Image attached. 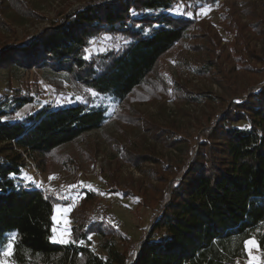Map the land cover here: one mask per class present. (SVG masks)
Returning <instances> with one entry per match:
<instances>
[{"label": "trees", "instance_id": "1", "mask_svg": "<svg viewBox=\"0 0 264 264\" xmlns=\"http://www.w3.org/2000/svg\"><path fill=\"white\" fill-rule=\"evenodd\" d=\"M181 1L198 8L217 0L84 5L32 38L18 44L8 41L0 47V65H50L121 104L193 26V19L171 12ZM101 32L121 34L131 43L99 60L85 59L86 47ZM29 102L24 96L0 100V245L15 235V264H235L247 256L243 241L249 237H255L264 252V84L230 103L215 128L201 132L200 149L181 179L171 184L152 226L124 248L105 217L84 225L76 222L70 239L77 243L54 242L53 215L60 200L23 177L25 155L44 159L103 127L106 109L80 102L8 119ZM242 120L245 127L234 125ZM92 233L101 238L99 249L86 239Z\"/></svg>", "mask_w": 264, "mask_h": 264}, {"label": "rangeland", "instance_id": "2", "mask_svg": "<svg viewBox=\"0 0 264 264\" xmlns=\"http://www.w3.org/2000/svg\"><path fill=\"white\" fill-rule=\"evenodd\" d=\"M100 1L107 0H0V47L32 38L72 10ZM201 8L210 11L201 14ZM171 12L192 13L185 16L193 19V26L121 104L106 94L93 98L87 91L92 88L50 65H0V100H32L8 117L12 121L44 107L80 102L107 111L103 127L44 159L25 156L24 180L60 200L53 215L56 240L70 238L76 222L105 217L107 228L117 229L120 247L138 241L152 226L171 184L181 179L200 149L201 132L214 129L230 103L264 84V0H217L198 8L181 1ZM121 37L98 33L86 49L99 60L125 49ZM234 125L247 124L242 120ZM90 236L99 249L101 238ZM14 238L8 236L4 247ZM253 257L264 262V252L254 248L235 264H248Z\"/></svg>", "mask_w": 264, "mask_h": 264}, {"label": "snow or ice", "instance_id": "3", "mask_svg": "<svg viewBox=\"0 0 264 264\" xmlns=\"http://www.w3.org/2000/svg\"><path fill=\"white\" fill-rule=\"evenodd\" d=\"M133 11V15H137V13ZM201 14H207L208 11H210V8L205 9V8H201L200 9ZM183 15H192V13L190 12H184L181 13ZM138 27H142L140 25H138ZM150 30V29H149ZM108 39H112L111 37H108ZM123 41V45H127L131 43V40H129L126 37H121L120 38ZM88 54L84 57L85 59H91V52L90 50H85ZM87 91L93 96V98H98L100 93L92 90V89H87ZM19 115V114H18ZM53 179H55V177H53ZM74 187V186H73ZM51 239L54 240V242H58L61 244H68V243H77V241L75 239H70V238H66L65 236H61V238L59 240H56V238L53 236L51 237ZM87 240H91L92 236H88L86 238ZM79 243L81 245H85L86 241L85 240H80ZM243 244L245 246V248L248 250L249 255L251 256L252 253V249L259 248V243L256 241L255 237H249L248 239L243 241ZM14 254V243L13 242H9L7 247L5 248L3 245H0V264H15V261L13 259H11V257ZM253 262H255V264H264V262H261L259 260H257L255 257H253V261L250 262V264H253ZM237 264H239V262H237Z\"/></svg>", "mask_w": 264, "mask_h": 264}, {"label": "crops", "instance_id": "4", "mask_svg": "<svg viewBox=\"0 0 264 264\" xmlns=\"http://www.w3.org/2000/svg\"><path fill=\"white\" fill-rule=\"evenodd\" d=\"M57 206L60 207V205H56L55 207H57ZM54 209H55V208H54ZM248 264H249V263H248Z\"/></svg>", "mask_w": 264, "mask_h": 264}, {"label": "built area", "instance_id": "5", "mask_svg": "<svg viewBox=\"0 0 264 264\" xmlns=\"http://www.w3.org/2000/svg\"><path fill=\"white\" fill-rule=\"evenodd\" d=\"M26 156V155H25Z\"/></svg>", "mask_w": 264, "mask_h": 264}]
</instances>
